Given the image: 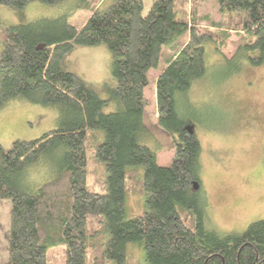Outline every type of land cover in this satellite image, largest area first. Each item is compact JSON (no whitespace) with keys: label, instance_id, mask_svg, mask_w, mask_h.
Segmentation results:
<instances>
[{"label":"trees","instance_id":"trees-1","mask_svg":"<svg viewBox=\"0 0 264 264\" xmlns=\"http://www.w3.org/2000/svg\"><path fill=\"white\" fill-rule=\"evenodd\" d=\"M34 1L53 7L65 0L0 6L23 11ZM108 1L77 0L67 13L12 25L0 37V109L13 99L58 109L55 129L21 141L9 157L0 152V200L10 201L1 264H46L52 246L62 247L64 264H129V242H142L146 264H264V219L241 233L204 228L201 146L189 130L206 125L189 102L191 87L207 76L206 43L219 52L230 32L243 37L231 58L214 65V85L238 74L243 61L264 65V0H216L220 18L209 26L198 22L205 0H154L146 15L142 0L105 7ZM77 10L95 13L88 44L100 43L111 57L115 86L105 87L104 99L61 68L65 47L81 44L69 23ZM184 37L154 81L157 126L173 142L164 167L145 144V89L162 48ZM90 155L103 164L105 180L88 176ZM127 166H142V177ZM127 194L145 196L141 214L126 217Z\"/></svg>","mask_w":264,"mask_h":264},{"label":"rangeland","instance_id":"rangeland-1","mask_svg":"<svg viewBox=\"0 0 264 264\" xmlns=\"http://www.w3.org/2000/svg\"><path fill=\"white\" fill-rule=\"evenodd\" d=\"M153 1L142 0L143 15L147 14ZM76 2L77 0H65L50 7L34 1L23 11L0 6V37L12 25L41 18H56L67 13L73 10ZM110 2L109 0L105 7ZM198 16V22L204 26L218 21L220 14L216 0L202 2ZM94 19V12L83 10L75 11L69 18L70 26L79 35L81 44L65 47L61 68L76 74L91 91L104 99L105 87H114L115 79L110 73L109 52L100 43L88 44L91 42L88 37L94 27ZM185 42L186 37L175 41L172 46L170 44L162 48L157 67L149 71V85L145 89V97L150 103L144 111V123L150 132L145 144L156 151L159 158L157 164L164 167L171 163L173 142L157 126L154 81L166 66V62L179 50L178 45ZM242 42L241 34L230 32L219 52L215 50L214 44L206 43L204 48L207 76L195 83L189 92V102L196 109L203 110L202 117L206 123L203 126L189 125V130L195 132L201 146L199 178L207 203L203 226L219 233H241L252 222L264 219V65L252 67L247 61H243L238 74L222 84H212L214 78L219 76L217 66L214 65L222 62L224 58H231ZM104 111L108 112L107 109ZM57 117L56 107L43 106L37 101H9L0 109L2 157H9L21 141L37 139L45 132L55 129ZM132 168L136 169L141 178L143 167L127 166L126 169ZM87 170L88 176L94 182L106 179L103 164L91 155ZM35 173H42V170H34L33 176ZM92 183L93 181L89 182ZM144 210V195H126V217L137 216ZM9 214L10 201L0 200V264L7 260ZM126 256L129 264H146L142 242L127 243ZM46 264H64L61 246L47 248Z\"/></svg>","mask_w":264,"mask_h":264},{"label":"crops","instance_id":"crops-1","mask_svg":"<svg viewBox=\"0 0 264 264\" xmlns=\"http://www.w3.org/2000/svg\"><path fill=\"white\" fill-rule=\"evenodd\" d=\"M145 96H146V95H145ZM156 158H157V162H158V159H159V158H158V156H157V153H156Z\"/></svg>","mask_w":264,"mask_h":264}]
</instances>
